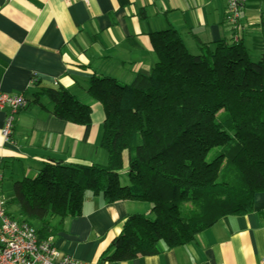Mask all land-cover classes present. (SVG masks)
<instances>
[{
	"label": "trees",
	"instance_id": "16d2710c",
	"mask_svg": "<svg viewBox=\"0 0 264 264\" xmlns=\"http://www.w3.org/2000/svg\"><path fill=\"white\" fill-rule=\"evenodd\" d=\"M150 43L157 62L147 76L129 84L90 78L87 93L104 110L106 164L51 159L14 183L18 220L39 221V239L79 215L87 192L145 202L149 212L128 215L99 256L127 261L159 253L160 243L193 241L222 216L251 211L254 194L264 191V51L220 39L191 54L174 28L151 33ZM40 96L53 117L90 126V106L67 89L41 87L34 101Z\"/></svg>",
	"mask_w": 264,
	"mask_h": 264
},
{
	"label": "crops",
	"instance_id": "0c3cea01",
	"mask_svg": "<svg viewBox=\"0 0 264 264\" xmlns=\"http://www.w3.org/2000/svg\"><path fill=\"white\" fill-rule=\"evenodd\" d=\"M227 0H0V90L22 93L26 108L15 114L11 135L2 127L9 112L0 109V197L7 214L19 219L13 185L33 178L48 162L106 164L100 147L104 110L87 93L92 76L129 84L147 76L157 62L150 35L176 29L191 54L220 39L241 41L256 55L264 51V0H244L239 27L225 21ZM38 82L35 84L33 81ZM56 82V84H54ZM41 87L65 88L91 108V124L51 115ZM123 179L127 153L123 155ZM141 201L106 202L87 192L81 213L49 236L58 258L68 255L90 264H262L264 191L253 196L252 210L226 215L191 242L127 261L100 262V254L121 232L127 216L147 214ZM36 229L40 222L31 221Z\"/></svg>",
	"mask_w": 264,
	"mask_h": 264
},
{
	"label": "built area",
	"instance_id": "2783aa9c",
	"mask_svg": "<svg viewBox=\"0 0 264 264\" xmlns=\"http://www.w3.org/2000/svg\"><path fill=\"white\" fill-rule=\"evenodd\" d=\"M244 0H227L225 21L239 27V15ZM56 84V82L54 83ZM28 101L22 93L0 90V109L8 107L2 135L5 140L12 132L15 114L26 108ZM264 264V257L262 258ZM0 264H90L68 255L58 258V252L49 239H39L36 229L26 221L7 214L4 200L0 197Z\"/></svg>",
	"mask_w": 264,
	"mask_h": 264
},
{
	"label": "rangeland",
	"instance_id": "374dc122",
	"mask_svg": "<svg viewBox=\"0 0 264 264\" xmlns=\"http://www.w3.org/2000/svg\"><path fill=\"white\" fill-rule=\"evenodd\" d=\"M217 150H218V149H217ZM215 152H216V149L211 150V152L209 153V157H210V156H213V155L215 154ZM119 175H120V177H121V181H124L125 178L123 179V176H122V173H121V172L119 173Z\"/></svg>",
	"mask_w": 264,
	"mask_h": 264
}]
</instances>
